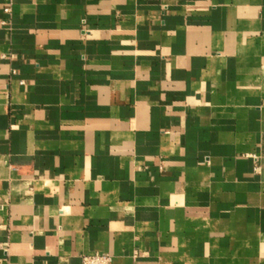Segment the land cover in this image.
Listing matches in <instances>:
<instances>
[{
    "label": "crops",
    "instance_id": "obj_1",
    "mask_svg": "<svg viewBox=\"0 0 264 264\" xmlns=\"http://www.w3.org/2000/svg\"><path fill=\"white\" fill-rule=\"evenodd\" d=\"M95 252L264 264V0H0V264Z\"/></svg>",
    "mask_w": 264,
    "mask_h": 264
},
{
    "label": "built area",
    "instance_id": "obj_2",
    "mask_svg": "<svg viewBox=\"0 0 264 264\" xmlns=\"http://www.w3.org/2000/svg\"><path fill=\"white\" fill-rule=\"evenodd\" d=\"M5 11L7 13H11V7H6ZM3 23H7V22L3 21ZM22 83H24L23 80ZM82 264H112V256L109 253H103V252L85 254L82 257Z\"/></svg>",
    "mask_w": 264,
    "mask_h": 264
}]
</instances>
